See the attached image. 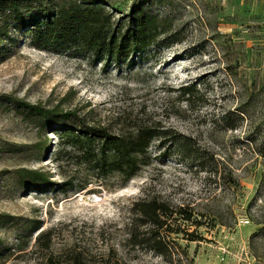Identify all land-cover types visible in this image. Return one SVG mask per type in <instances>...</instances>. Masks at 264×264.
<instances>
[{
    "label": "rangeland",
    "instance_id": "1",
    "mask_svg": "<svg viewBox=\"0 0 264 264\" xmlns=\"http://www.w3.org/2000/svg\"><path fill=\"white\" fill-rule=\"evenodd\" d=\"M116 1L118 20L134 0ZM168 2L152 11L169 34L123 65L42 51L13 32L0 60V264H264V0ZM15 99L112 132L141 123L166 135L125 184L111 175L63 193L62 171L76 184L85 172L58 169L57 125ZM25 171L51 185L24 188ZM144 196L200 224L171 235L168 258L128 242L132 203Z\"/></svg>",
    "mask_w": 264,
    "mask_h": 264
},
{
    "label": "trees",
    "instance_id": "2",
    "mask_svg": "<svg viewBox=\"0 0 264 264\" xmlns=\"http://www.w3.org/2000/svg\"><path fill=\"white\" fill-rule=\"evenodd\" d=\"M168 1L134 0L116 20L109 11V8L118 10L116 4H121L116 0H0V60L15 32L30 37L32 46L42 51L88 53L104 66L132 63L160 43L159 37L169 34V19L152 11V6L168 5ZM180 92L185 101H190L194 86L187 85ZM14 105L57 125L51 130L58 138L54 160L60 171L73 165L77 167L75 171L85 172L84 179L76 184L75 176L62 171L63 193L83 190L89 181L104 180L111 175H118L125 184L147 164L152 143L163 141L166 135L165 128L157 125L126 124L118 132H112L102 126L89 125L72 111L58 113L55 109L45 110L16 99ZM230 115L227 113L223 118L225 125ZM20 174L17 172V177L21 178L24 188L40 191L41 186L46 189L51 185L49 178L37 171L24 172L27 182ZM192 217L184 207L144 196L132 203L127 223L128 242L168 258L176 245L171 235L182 233L184 225L200 226ZM169 221L161 236L159 230ZM143 226L146 229L141 230Z\"/></svg>",
    "mask_w": 264,
    "mask_h": 264
}]
</instances>
